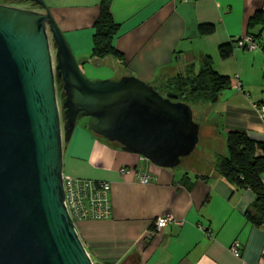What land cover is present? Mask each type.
Instances as JSON below:
<instances>
[{
    "label": "crops",
    "instance_id": "obj_1",
    "mask_svg": "<svg viewBox=\"0 0 264 264\" xmlns=\"http://www.w3.org/2000/svg\"><path fill=\"white\" fill-rule=\"evenodd\" d=\"M83 74L92 81L134 76L159 86L187 66L208 58L232 85L199 115L200 141L175 169L126 153L79 122L64 145L63 174L111 185L108 219L77 224L94 264H264V225L247 213L256 200L249 189L227 182L219 158L228 155V135L243 132L264 143V23L251 25L264 0H44ZM108 4L122 54L91 59L95 22ZM258 34L257 48L220 49ZM143 169L150 184L120 173ZM264 186V173L261 175ZM173 221L158 229L156 220ZM237 245V246H236ZM238 247L235 256L233 247ZM235 248V247H234Z\"/></svg>",
    "mask_w": 264,
    "mask_h": 264
},
{
    "label": "water",
    "instance_id": "obj_2",
    "mask_svg": "<svg viewBox=\"0 0 264 264\" xmlns=\"http://www.w3.org/2000/svg\"><path fill=\"white\" fill-rule=\"evenodd\" d=\"M14 1L40 10L0 4V264H94L64 202V143L77 123L165 169L195 152L200 125L137 77L88 79L44 0Z\"/></svg>",
    "mask_w": 264,
    "mask_h": 264
},
{
    "label": "trees",
    "instance_id": "obj_3",
    "mask_svg": "<svg viewBox=\"0 0 264 264\" xmlns=\"http://www.w3.org/2000/svg\"><path fill=\"white\" fill-rule=\"evenodd\" d=\"M264 23L263 13L253 18L251 25ZM94 48L91 59L103 62L114 56L122 58V54L113 47V41L118 33V25L114 22L110 6L102 7L101 13L95 22ZM256 41L258 34H249ZM239 39L220 49L221 57L228 58ZM256 44H258L256 42ZM118 80V79H116ZM151 85V84H150ZM232 85L231 78L219 74L213 68L208 58L198 66L192 65L186 72H179L166 79L159 86H154L160 94L173 102L189 105L193 112L199 104L213 106L217 104L224 91ZM195 117V116H194ZM228 155L219 158L218 173L229 183L237 187L251 190L256 200L247 215L256 226L264 225V186L261 175L264 173V143L251 140L246 133L231 132L228 135Z\"/></svg>",
    "mask_w": 264,
    "mask_h": 264
},
{
    "label": "built area",
    "instance_id": "obj_4",
    "mask_svg": "<svg viewBox=\"0 0 264 264\" xmlns=\"http://www.w3.org/2000/svg\"><path fill=\"white\" fill-rule=\"evenodd\" d=\"M264 15V5L262 8ZM236 47L239 49H255L257 48L256 41L253 37L248 36L241 38L236 43ZM261 111L264 114V106L261 107ZM142 160L147 161L141 157ZM120 173L123 175L133 176L142 184L151 183V175L144 172L143 169H128L122 168ZM63 190H64V202L70 218L77 227V224L86 220H104L111 216V206L109 201V194L111 191V185L106 181H93L78 179L63 174ZM173 219L171 217H161L156 220V227L163 229L167 227ZM237 246V245H236ZM233 247V253L235 256L239 255L238 247Z\"/></svg>",
    "mask_w": 264,
    "mask_h": 264
},
{
    "label": "rangeland",
    "instance_id": "obj_5",
    "mask_svg": "<svg viewBox=\"0 0 264 264\" xmlns=\"http://www.w3.org/2000/svg\"><path fill=\"white\" fill-rule=\"evenodd\" d=\"M0 4L12 6V7L27 10V11H39L40 10V7L36 6L35 4H33L31 2H25V1L0 0ZM53 53H55V49H53ZM191 66L192 65L187 66L181 72H183V73L186 72L187 69ZM56 96H57V102H58V106H59V110H60V114H61V124H63L64 123V120H63V104H64L65 98H64V91H63L59 81L56 82ZM208 107L210 108L211 106L199 104L195 107L196 109L194 110V116H195V121L198 124H199V120H198V118H196V115H197V117H199L201 112L202 113L204 112L203 108H205V110H206V108H208ZM79 122H82V121H79ZM79 122L77 123V126H78ZM64 145H66V143H64Z\"/></svg>",
    "mask_w": 264,
    "mask_h": 264
}]
</instances>
